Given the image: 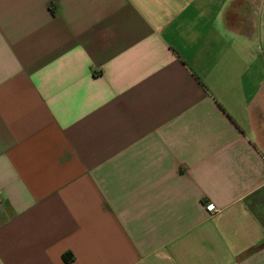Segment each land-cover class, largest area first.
Returning a JSON list of instances; mask_svg holds the SVG:
<instances>
[{
    "label": "crops",
    "instance_id": "1",
    "mask_svg": "<svg viewBox=\"0 0 264 264\" xmlns=\"http://www.w3.org/2000/svg\"><path fill=\"white\" fill-rule=\"evenodd\" d=\"M0 264H264V0H0Z\"/></svg>",
    "mask_w": 264,
    "mask_h": 264
},
{
    "label": "trees",
    "instance_id": "2",
    "mask_svg": "<svg viewBox=\"0 0 264 264\" xmlns=\"http://www.w3.org/2000/svg\"><path fill=\"white\" fill-rule=\"evenodd\" d=\"M62 259H63V261L64 262H66V263H69V262H71V260H72V255H71V253H64L63 255H62Z\"/></svg>",
    "mask_w": 264,
    "mask_h": 264
},
{
    "label": "built area",
    "instance_id": "3",
    "mask_svg": "<svg viewBox=\"0 0 264 264\" xmlns=\"http://www.w3.org/2000/svg\"><path fill=\"white\" fill-rule=\"evenodd\" d=\"M206 207L209 210H212V211L215 210V207L213 205H211V204H207Z\"/></svg>",
    "mask_w": 264,
    "mask_h": 264
}]
</instances>
